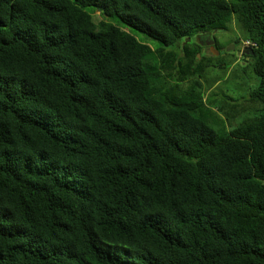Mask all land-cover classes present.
<instances>
[{
    "label": "trees",
    "instance_id": "16d2710c",
    "mask_svg": "<svg viewBox=\"0 0 264 264\" xmlns=\"http://www.w3.org/2000/svg\"><path fill=\"white\" fill-rule=\"evenodd\" d=\"M233 17L261 107L225 131L187 38ZM0 264H264V0H0Z\"/></svg>",
    "mask_w": 264,
    "mask_h": 264
},
{
    "label": "rangeland",
    "instance_id": "374dc122",
    "mask_svg": "<svg viewBox=\"0 0 264 264\" xmlns=\"http://www.w3.org/2000/svg\"><path fill=\"white\" fill-rule=\"evenodd\" d=\"M86 10L90 12L92 8L88 7ZM91 13L95 22L102 18L97 10H92ZM105 18L151 48L179 51L180 43L164 46L159 40L124 23L118 17ZM207 34L210 35L209 40L213 38L216 40L215 46L206 44L208 39L200 44L199 39L196 40L197 35L187 39L200 44L201 48L197 58H202L203 62L208 63L200 79L203 86V99L208 102L212 113L218 118V122L213 124V127L216 129L221 127L228 131L258 113L257 110L261 107V103L251 100L249 95L259 84V76L253 71V58L249 55V47L241 44L246 35L234 17L225 24V28L204 33V35ZM235 39L239 40L236 44Z\"/></svg>",
    "mask_w": 264,
    "mask_h": 264
},
{
    "label": "flooded vegetation",
    "instance_id": "af4514ba",
    "mask_svg": "<svg viewBox=\"0 0 264 264\" xmlns=\"http://www.w3.org/2000/svg\"><path fill=\"white\" fill-rule=\"evenodd\" d=\"M203 34V35H202ZM206 37V38H203V37ZM208 36V37H207ZM209 38H210V35L209 34H207V35H204V33H199V34H197V37H196V40L197 39H199V43L201 44V43H205V41L207 40V42H206V44H208V45H214L215 46V44H216V40L213 38L212 40H209ZM197 42V43H198ZM198 43V44H199Z\"/></svg>",
    "mask_w": 264,
    "mask_h": 264
},
{
    "label": "built area",
    "instance_id": "2783aa9c",
    "mask_svg": "<svg viewBox=\"0 0 264 264\" xmlns=\"http://www.w3.org/2000/svg\"><path fill=\"white\" fill-rule=\"evenodd\" d=\"M241 44H242V46H248V47L255 45L254 42H252L250 40H247V39H245L244 41H242Z\"/></svg>",
    "mask_w": 264,
    "mask_h": 264
},
{
    "label": "water",
    "instance_id": "95a60500",
    "mask_svg": "<svg viewBox=\"0 0 264 264\" xmlns=\"http://www.w3.org/2000/svg\"><path fill=\"white\" fill-rule=\"evenodd\" d=\"M189 39V38H188ZM234 47V44L232 45V48ZM249 53H251V52H249Z\"/></svg>",
    "mask_w": 264,
    "mask_h": 264
}]
</instances>
